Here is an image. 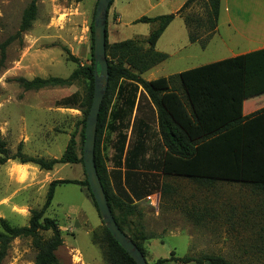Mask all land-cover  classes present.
Segmentation results:
<instances>
[{
    "label": "rangeland",
    "instance_id": "obj_1",
    "mask_svg": "<svg viewBox=\"0 0 264 264\" xmlns=\"http://www.w3.org/2000/svg\"><path fill=\"white\" fill-rule=\"evenodd\" d=\"M31 1L0 0V138L8 156L20 152L25 157L50 161L59 159L70 144L82 157L84 79L31 89L25 88L21 79L66 80L76 67L91 65L89 27L97 0H35L36 19L18 36L22 13ZM181 1L113 0L106 19L108 45L133 40L145 47L143 41L156 24L136 20L170 14ZM113 8L120 14V22ZM185 17L189 18L188 29ZM216 25L217 21L210 19L207 0L192 1L157 41L155 49L167 58L142 78L166 77L207 64L215 57L229 56L226 46L234 40L222 18L217 32ZM189 32L195 43L189 42ZM72 97L73 102L64 105ZM108 101L113 103V93L108 94ZM113 139L104 132L100 138L107 170L111 168ZM85 178L82 163L55 164L51 170H44L32 163L8 160L0 165V220L12 227L27 226L31 212L43 205L51 181ZM166 183L165 191L157 190L158 209L145 199L137 202L138 214L128 217L133 224L124 227L129 235L134 231L145 235L139 243L147 264L169 258L171 253L177 258L210 254L233 263L264 264V203L246 198L243 203L218 204L214 187H197L184 179H166ZM225 190L242 195L237 187ZM44 216L53 219L61 231L63 243L55 252L61 264H107L99 245L93 243V236L99 238L104 225L84 186L58 185ZM42 234L44 238L50 235ZM35 254L29 238H15L2 264H34Z\"/></svg>",
    "mask_w": 264,
    "mask_h": 264
},
{
    "label": "trees",
    "instance_id": "obj_2",
    "mask_svg": "<svg viewBox=\"0 0 264 264\" xmlns=\"http://www.w3.org/2000/svg\"><path fill=\"white\" fill-rule=\"evenodd\" d=\"M192 1L194 0H187L177 14ZM112 2L113 0L109 7ZM207 4L210 19L216 23L220 0H207ZM36 13V1L32 0L22 13L16 35L19 36L30 29L36 19ZM177 14L142 16L136 20L140 23L156 24L155 29L143 41L145 47L133 40L108 45L105 28L108 85L97 117L94 163L117 226L131 239L143 256L139 241L146 239L145 235L141 231H134L129 235L124 231V227L133 224L128 217L138 214L137 202L159 189L163 188L165 191L168 188L166 179H184L197 187L207 188L219 182L239 183L250 185L259 193L264 192V109L247 117L242 116L244 79L251 70L264 66V49L201 65L172 76L144 80V73L167 58L165 54L158 52L155 46ZM184 22L188 27L189 18L185 17ZM92 29L93 20L89 27L90 66L76 67L66 80L21 79L27 89L69 84L79 77L84 79L85 94L81 102L84 114L82 141L85 118L93 93ZM189 41L196 42L190 32ZM9 42L10 40L6 44ZM176 82L179 88L175 87ZM109 93L114 94L111 105L108 101ZM214 99L221 103L222 123L219 122L212 131H207L202 125L204 107L211 105ZM73 100L74 97L65 100L64 105ZM230 128L238 133L232 147L233 154L220 157L216 161L201 154L204 149L219 141L216 137ZM103 132L114 137L113 141H109L113 152L110 158L111 168L108 170L100 153V138ZM8 160H18L21 164L32 163L44 170H51L55 164L82 163V157L76 155L70 144L59 159L50 161L25 157L20 152L8 156L5 144L0 138V165ZM62 184L84 186L93 200L86 178L83 181H51L43 205L39 210L31 212L27 226L12 227L5 220H0V264L7 255L10 242L15 238L30 239L36 250L34 264H61L55 254L63 243L61 231L57 223L45 217L44 213L51 204L55 188ZM94 206L97 209L95 202ZM43 232H49V237L44 238ZM93 243L99 245L107 264H135L105 227L99 238L93 236ZM169 261L181 264H240L230 262L220 255L202 254L199 257L177 258L173 253L169 258H159L153 264Z\"/></svg>",
    "mask_w": 264,
    "mask_h": 264
},
{
    "label": "crops",
    "instance_id": "obj_3",
    "mask_svg": "<svg viewBox=\"0 0 264 264\" xmlns=\"http://www.w3.org/2000/svg\"><path fill=\"white\" fill-rule=\"evenodd\" d=\"M186 1L187 0H182L179 2L172 13H177ZM113 10L115 12L117 11L116 8H113ZM117 12V22H120V14ZM220 18L223 19V23L230 32L234 42L226 46L227 52L230 53L229 56L215 57L207 64L264 49V0H220L217 25L215 28L216 32L218 30ZM173 21L174 19L165 28L164 32L169 28ZM185 27L188 29L186 25ZM207 44L208 42L202 46L203 50L206 49ZM179 73L181 72H177L176 74ZM175 87L179 88L178 82L175 83ZM221 109L222 106L218 99L212 100L211 105L204 107L202 125L207 131H212L219 122L222 123L220 114L223 110ZM261 109H264V66L251 70V72H248L245 76L242 91V116L247 117ZM212 138H214V140L219 138V141L213 143L207 149H204L201 154L205 157L209 156L213 161H216V159L220 157H227L228 155L233 154L232 147L233 143H235L238 138V133H236L233 128H230L226 129L218 137ZM22 167L25 168L24 165L20 166V168ZM213 187L215 189V197H217V200L215 201L218 204H234L240 201L243 203V201H246V198L247 201H259L264 203V192L259 193L250 185L219 182L215 183ZM234 187L242 189L241 196L231 190H225V188ZM220 189H223V191L219 192L218 190ZM239 197L242 199L239 200ZM228 216L234 217L235 215L229 214Z\"/></svg>",
    "mask_w": 264,
    "mask_h": 264
},
{
    "label": "water",
    "instance_id": "obj_4",
    "mask_svg": "<svg viewBox=\"0 0 264 264\" xmlns=\"http://www.w3.org/2000/svg\"><path fill=\"white\" fill-rule=\"evenodd\" d=\"M111 1L112 0H97L93 17V93L91 104L85 118L82 164L89 191L97 206L98 214L104 227L135 264H147L137 246L117 226L107 204L94 163L97 117L108 84L105 28L107 11Z\"/></svg>",
    "mask_w": 264,
    "mask_h": 264
},
{
    "label": "built area",
    "instance_id": "obj_5",
    "mask_svg": "<svg viewBox=\"0 0 264 264\" xmlns=\"http://www.w3.org/2000/svg\"><path fill=\"white\" fill-rule=\"evenodd\" d=\"M145 200L150 204V206L153 209H158L159 203H160V192L155 191L151 194H149Z\"/></svg>",
    "mask_w": 264,
    "mask_h": 264
}]
</instances>
